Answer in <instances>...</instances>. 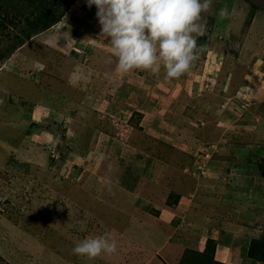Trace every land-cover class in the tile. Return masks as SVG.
Here are the masks:
<instances>
[{
    "label": "rangeland",
    "instance_id": "obj_1",
    "mask_svg": "<svg viewBox=\"0 0 264 264\" xmlns=\"http://www.w3.org/2000/svg\"><path fill=\"white\" fill-rule=\"evenodd\" d=\"M59 1L64 6L71 0H0V264H123L122 248L130 243L116 232L127 231L119 211L130 198L109 169L122 164L141 176L145 153L164 152L149 133L163 125L175 134L171 142L193 157L177 165L179 171L187 168L181 174L189 180L185 194L198 205L214 197L227 203L218 204L219 219L209 222L223 226L220 235L211 233L221 240L204 238L206 248L198 256L187 249L171 255L173 264H227L216 246L222 240L229 246L231 230L241 228L253 236L242 264H264L263 251L251 252L253 242H264V7L256 0H212L211 10L202 13L207 27L197 38L203 46L199 59L169 80L163 67L156 75L121 73L115 58L107 63L110 38H101L97 9L87 0H72L57 24L36 29ZM225 5L231 15L218 21L216 13ZM78 38L85 41L80 49ZM206 59L214 69L223 63L225 69L214 72ZM77 72L87 79L78 81ZM251 75L248 88L244 77ZM75 113L79 120H73ZM186 137L193 141L186 143ZM147 177L162 184L156 193L162 208L176 202L177 183L166 186L158 171ZM133 200L134 211L146 209L141 198ZM105 233L117 242L115 254L94 260L73 254L80 241Z\"/></svg>",
    "mask_w": 264,
    "mask_h": 264
},
{
    "label": "crops",
    "instance_id": "obj_2",
    "mask_svg": "<svg viewBox=\"0 0 264 264\" xmlns=\"http://www.w3.org/2000/svg\"><path fill=\"white\" fill-rule=\"evenodd\" d=\"M89 20H92V17H90ZM89 20L84 21L86 22V24H83V25H86L87 27V25L90 22ZM72 26L73 25H71L70 23L68 30L71 29ZM79 36H81V34H79ZM73 37H78V33L76 35H73ZM215 42H213V45H215ZM83 43H85V41L82 42L78 38L75 43L78 48L77 47L75 48L80 49L79 45H83ZM222 48L225 49L226 47H222ZM233 48L235 49V46ZM211 53L212 55L216 54V52L213 49L211 50ZM221 58L222 56L218 57V54H216L217 60L218 59L221 60ZM6 59H8V62H11L10 55ZM206 60L210 63L213 62L209 59H206ZM234 60H235L234 58L231 59L227 67V71L225 75L226 80H223L224 82L222 85L224 86L223 87L224 91L226 89L227 90L229 89V84L227 82V79L229 75L231 74V70H233L234 65L236 63V61ZM207 66H209V68L211 69L213 67L214 72H216V70L223 71V69H225L223 67L225 66L224 63L222 67H219L221 69L219 68L214 69L215 63H211L210 65H207ZM255 77L256 75L254 76V78ZM244 79H245L244 82L246 83V85H248V88H250V81L254 80L252 75L248 77L245 76ZM262 85H264V74H263V79H262ZM260 95L264 96V87ZM150 99H153V97H151ZM77 118L78 120L80 119L79 114L75 113V118L73 120H76ZM162 128L163 129L161 131H159L160 129H156V128H154V130L152 128L149 131V133L156 135V137L153 136L154 138H151V139L154 141L153 143H155V145L157 146V150L164 151V152L156 153L154 155L149 154L148 152L145 153L147 156L145 157V160H148V164H146V168H144V170L142 171V174L145 176L144 178L142 174L140 176L138 172L139 169H135V170L131 169L128 171L126 170L127 169L126 165L122 166V164L121 165L119 164L120 165L119 166L117 164H114L112 165L113 168L110 167L111 169H109L110 178L114 177L113 180L115 181H117L118 179L122 180L121 184L119 186L117 185L119 191H124V193H126L128 197L130 198V202L135 197L141 198L142 203L140 204V206H143L146 208V209L139 208L134 211V209L136 207L138 208V206L133 207L132 202H131L132 204H130V202L129 203L126 202L125 206L121 208L120 211L118 210L120 214H122L123 216H121L119 213L115 214V216L119 214L121 218V220L119 221L121 223V227H124L123 230H127V231H120V232L118 231L116 233L120 234V236L123 239L128 240V242L130 243V245L129 244L124 245V248H122L124 251L122 255H125V260L123 261V264H173L174 262H173L171 255H174V254L179 255L181 251H183L181 253L183 254L187 249L190 250V252L194 251L193 253H197V252H201L205 250L206 245L203 243L204 238L213 239V240H216V242L218 240H221L219 236H218L219 238H214V236H212L211 233H217L220 235L221 229H223V226L215 228L214 225L209 222L210 220L214 221L216 218L219 219V217L214 216V215H217L216 211L219 212L218 204H223L225 206V204L227 203L222 200H221L222 203H220L218 198L213 196L214 197L212 198L213 200L207 199L206 203H203L202 205H198L197 202L195 204V202L192 201V199L189 198L185 194L186 191L189 193V191L186 190L187 182H189V180H187L181 174H183L187 168H184L183 170L180 169L179 171V169L177 168V165H180L181 162L182 164H184L186 163L188 158L190 160V158H193V157L191 153H188L187 151H185L186 149L184 147L180 146L181 144L179 142H176L177 145L176 143L171 142V140L172 141L176 140V139L173 140V137L175 134H172L173 132L171 131V129H166L165 125H163ZM145 132L146 134H148V131H145ZM182 135H185V134H182ZM185 139H186V143L193 141L192 137H189V138L186 137ZM168 142L169 144H166ZM180 149L183 150L184 152L180 151ZM179 154L181 155V158H178L180 157ZM177 161H179V163H177ZM197 167L196 169L199 172L200 167L198 168ZM122 168H123L124 174L122 173ZM151 170L153 171L154 175H156L157 171H158V175L159 174L162 175V177L164 178L163 184H165L166 186L167 184H171L172 182L173 183L175 182V184L177 183V185L180 187L179 190L176 191L177 193H175V194H178V197L176 198L175 203L173 202L172 204L168 203L167 207L162 208L163 205L156 202V199H157L156 193L158 192L157 188L158 186L162 184L160 183L158 184L154 180L151 181V179L147 177L148 174L150 175ZM197 171H193L194 174H196ZM124 175H125V178H123ZM167 177H169L170 179H166ZM165 179L167 181H165ZM123 181H125V185H123L124 184ZM117 182L115 183V185L117 184ZM129 186H132L134 188V191L137 190L135 195L133 194L134 192L132 189H128ZM194 191L197 194V193H202L204 190L202 189L201 191H196V190ZM143 200H146V201L143 203ZM129 212H131L130 218H128L126 215V213H129ZM151 212L153 214H151ZM191 219H194L193 221L194 225L192 226V228L189 226L190 223L187 226V220L190 221ZM109 220L112 221V219H109ZM226 221L229 223L230 226L232 225V222H230L231 221L230 219ZM224 223H225V220L222 221V224ZM197 228H200V230L196 231ZM231 233H232V236L231 234H229L231 236L229 238L230 239L229 246L227 245L225 247L222 246L223 245L222 243L227 244L228 242L224 240L220 241L216 246V253L218 252V255L221 253L223 258L226 255L227 257L225 258H227L226 259L227 264H231L229 263L230 261L233 262V264H242L245 262V259H246V256L244 255H248V250H249L248 243H250V240L252 239L253 236H251L250 232L249 233L244 232L242 228L237 229V230L232 229ZM246 234L248 235L246 236ZM141 241L142 243H140ZM235 241H238L239 243ZM141 244L145 245V246L142 245V247L144 248L142 250L141 248L140 249L137 248V245L139 247V245ZM137 251L141 252V254L147 258V259L145 258L146 262L142 260L143 258L142 255L140 256L137 254ZM226 253H228V255ZM233 253L235 254L237 253L235 257L232 255ZM254 264H261V263L258 260Z\"/></svg>",
    "mask_w": 264,
    "mask_h": 264
},
{
    "label": "clouds",
    "instance_id": "obj_3",
    "mask_svg": "<svg viewBox=\"0 0 264 264\" xmlns=\"http://www.w3.org/2000/svg\"><path fill=\"white\" fill-rule=\"evenodd\" d=\"M96 7L101 38H110L109 57L116 70L159 74L166 79L179 78L189 72L199 59L203 46L197 38L206 32L202 13L211 10L212 0H87ZM218 21L230 17L225 5L216 13ZM76 79H87L77 72ZM117 242L107 233L85 238L72 249L74 255L94 260L101 254L112 255Z\"/></svg>",
    "mask_w": 264,
    "mask_h": 264
},
{
    "label": "trees",
    "instance_id": "obj_4",
    "mask_svg": "<svg viewBox=\"0 0 264 264\" xmlns=\"http://www.w3.org/2000/svg\"><path fill=\"white\" fill-rule=\"evenodd\" d=\"M71 2H72V0L70 1V3ZM70 3L63 6L62 5L63 3H61L59 1L56 5L55 11H53V9L51 8L50 10H47L48 14L43 13L42 17L40 18L41 19L40 22H42V23L39 25L40 22H38L36 25H34L36 27V29L45 30V29H48V28L52 27L53 25L57 24L64 17V14L66 13L65 12L66 9L70 7ZM46 15H47V17H46ZM42 19H44V21ZM21 45H22V43L18 47H20ZM17 48H14V49H17ZM253 243H252L251 252L256 250L254 247H257L258 250H261L264 252V242L260 243L261 245L253 244ZM194 255L198 256V254H196V253ZM253 255L255 256V255H257V253L256 254L254 253ZM263 257H264V255H263ZM200 258L201 257H199V259ZM257 258H259V257H257Z\"/></svg>",
    "mask_w": 264,
    "mask_h": 264
},
{
    "label": "water",
    "instance_id": "obj_5",
    "mask_svg": "<svg viewBox=\"0 0 264 264\" xmlns=\"http://www.w3.org/2000/svg\"><path fill=\"white\" fill-rule=\"evenodd\" d=\"M256 2H257L259 5H261V6L264 7V0H256Z\"/></svg>",
    "mask_w": 264,
    "mask_h": 264
}]
</instances>
